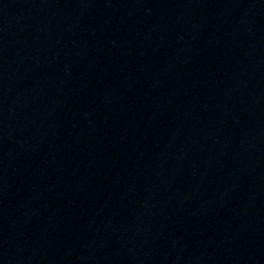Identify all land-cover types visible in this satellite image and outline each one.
Listing matches in <instances>:
<instances>
[{"label": "water", "instance_id": "water-1", "mask_svg": "<svg viewBox=\"0 0 264 264\" xmlns=\"http://www.w3.org/2000/svg\"><path fill=\"white\" fill-rule=\"evenodd\" d=\"M0 264H264V0H0Z\"/></svg>", "mask_w": 264, "mask_h": 264}]
</instances>
